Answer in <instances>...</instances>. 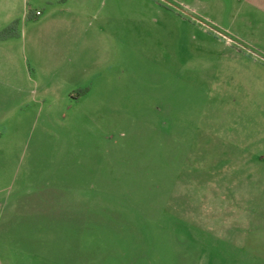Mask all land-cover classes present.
I'll return each mask as SVG.
<instances>
[{
  "label": "rangeland",
  "instance_id": "1",
  "mask_svg": "<svg viewBox=\"0 0 264 264\" xmlns=\"http://www.w3.org/2000/svg\"><path fill=\"white\" fill-rule=\"evenodd\" d=\"M11 16L6 264H264V0H0Z\"/></svg>",
  "mask_w": 264,
  "mask_h": 264
},
{
  "label": "trees",
  "instance_id": "2",
  "mask_svg": "<svg viewBox=\"0 0 264 264\" xmlns=\"http://www.w3.org/2000/svg\"><path fill=\"white\" fill-rule=\"evenodd\" d=\"M18 19H13L5 27L0 30V39L15 35L17 32Z\"/></svg>",
  "mask_w": 264,
  "mask_h": 264
},
{
  "label": "crops",
  "instance_id": "3",
  "mask_svg": "<svg viewBox=\"0 0 264 264\" xmlns=\"http://www.w3.org/2000/svg\"><path fill=\"white\" fill-rule=\"evenodd\" d=\"M26 13V8L25 9H23V12H22V15L23 14H25ZM25 15H27V13L25 14ZM14 16H11V18H13ZM10 18V19H11ZM16 19H18V23H19V20H20V17L18 16V17H15ZM15 18H13V19H15ZM12 19V20H13ZM18 23H17V32H16V34L15 35H12V36H9V37H6V38H2V39H0V40H11V39H13V38H19L20 36H23V33H21V31H20V29H19V26H18ZM4 257L5 258H1L0 257V264H6V261H7V255L6 254H4ZM5 259V260H4Z\"/></svg>",
  "mask_w": 264,
  "mask_h": 264
},
{
  "label": "built area",
  "instance_id": "4",
  "mask_svg": "<svg viewBox=\"0 0 264 264\" xmlns=\"http://www.w3.org/2000/svg\"><path fill=\"white\" fill-rule=\"evenodd\" d=\"M35 13H36V14H39V13H40V11H39V10H36V11H35Z\"/></svg>",
  "mask_w": 264,
  "mask_h": 264
}]
</instances>
